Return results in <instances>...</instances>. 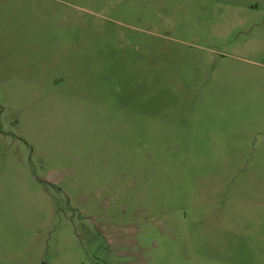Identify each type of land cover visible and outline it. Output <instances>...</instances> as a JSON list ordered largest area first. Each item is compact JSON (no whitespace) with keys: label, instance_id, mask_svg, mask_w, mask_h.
<instances>
[{"label":"rangeland","instance_id":"rangeland-1","mask_svg":"<svg viewBox=\"0 0 264 264\" xmlns=\"http://www.w3.org/2000/svg\"><path fill=\"white\" fill-rule=\"evenodd\" d=\"M264 0H0V264H264Z\"/></svg>","mask_w":264,"mask_h":264},{"label":"crops","instance_id":"crops-1","mask_svg":"<svg viewBox=\"0 0 264 264\" xmlns=\"http://www.w3.org/2000/svg\"><path fill=\"white\" fill-rule=\"evenodd\" d=\"M264 2V1H263ZM263 202H264V198H263ZM263 206H264V203H263Z\"/></svg>","mask_w":264,"mask_h":264}]
</instances>
